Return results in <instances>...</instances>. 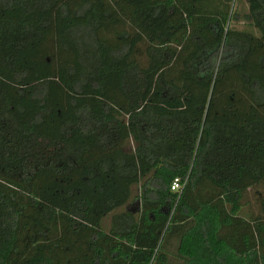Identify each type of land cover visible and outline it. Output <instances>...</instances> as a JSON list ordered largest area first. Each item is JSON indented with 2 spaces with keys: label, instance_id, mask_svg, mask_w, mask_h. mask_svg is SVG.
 Instances as JSON below:
<instances>
[{
  "label": "trees",
  "instance_id": "obj_1",
  "mask_svg": "<svg viewBox=\"0 0 264 264\" xmlns=\"http://www.w3.org/2000/svg\"><path fill=\"white\" fill-rule=\"evenodd\" d=\"M234 1L0 0V264H264V0L251 31Z\"/></svg>",
  "mask_w": 264,
  "mask_h": 264
},
{
  "label": "rangeland",
  "instance_id": "obj_2",
  "mask_svg": "<svg viewBox=\"0 0 264 264\" xmlns=\"http://www.w3.org/2000/svg\"><path fill=\"white\" fill-rule=\"evenodd\" d=\"M231 11H232V18L230 20V28H234L236 30H250V23L247 21L246 15L249 14V5L247 4L246 0H235L231 3ZM219 62V60H218ZM142 193V192H141ZM141 193L139 188L134 189V197L130 204L125 207L121 212L125 210H132L137 211L141 204ZM255 205V202H253ZM111 223V216H108L105 220V229H108Z\"/></svg>",
  "mask_w": 264,
  "mask_h": 264
},
{
  "label": "built area",
  "instance_id": "obj_3",
  "mask_svg": "<svg viewBox=\"0 0 264 264\" xmlns=\"http://www.w3.org/2000/svg\"><path fill=\"white\" fill-rule=\"evenodd\" d=\"M185 184L179 178H176L172 184V189L175 191H182Z\"/></svg>",
  "mask_w": 264,
  "mask_h": 264
}]
</instances>
